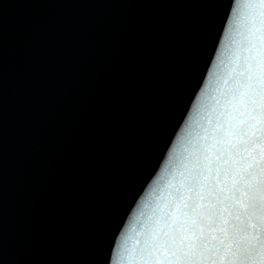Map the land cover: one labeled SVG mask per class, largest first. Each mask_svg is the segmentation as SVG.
I'll return each instance as SVG.
<instances>
[{
    "label": "water",
    "instance_id": "obj_1",
    "mask_svg": "<svg viewBox=\"0 0 264 264\" xmlns=\"http://www.w3.org/2000/svg\"><path fill=\"white\" fill-rule=\"evenodd\" d=\"M236 2L0 0V264L134 252Z\"/></svg>",
    "mask_w": 264,
    "mask_h": 264
},
{
    "label": "snow or ice",
    "instance_id": "obj_2",
    "mask_svg": "<svg viewBox=\"0 0 264 264\" xmlns=\"http://www.w3.org/2000/svg\"><path fill=\"white\" fill-rule=\"evenodd\" d=\"M225 39L211 106L201 93L134 252L122 242L115 264H264V0H237Z\"/></svg>",
    "mask_w": 264,
    "mask_h": 264
}]
</instances>
